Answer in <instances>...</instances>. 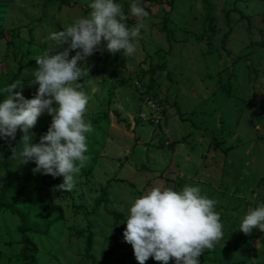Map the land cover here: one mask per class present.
<instances>
[{
  "label": "rangeland",
  "instance_id": "rangeland-1",
  "mask_svg": "<svg viewBox=\"0 0 264 264\" xmlns=\"http://www.w3.org/2000/svg\"><path fill=\"white\" fill-rule=\"evenodd\" d=\"M18 192L0 264H264V0H0Z\"/></svg>",
  "mask_w": 264,
  "mask_h": 264
},
{
  "label": "trees",
  "instance_id": "trees-1",
  "mask_svg": "<svg viewBox=\"0 0 264 264\" xmlns=\"http://www.w3.org/2000/svg\"><path fill=\"white\" fill-rule=\"evenodd\" d=\"M121 21H122V19L117 18L115 20V22H114V26L115 27H118L120 25ZM19 74H20V70L17 69L16 73L11 76L10 80L8 81L7 90H6L5 94H7L9 92L10 87L12 86L13 82L16 79H18V77H20ZM136 81H137V83H136L137 89H139L141 85H140V83H139L138 80H136ZM151 83L152 82L150 81V82H148L145 85L146 88H147V90H146L147 93L150 92L149 90L152 88V84ZM151 100L154 101L153 98H151V97H149V96L146 95V97L144 99V102L147 105V101H151ZM162 115H163V112L160 113V116H162ZM59 121H60V119L58 120V122ZM30 162H32L33 165H36L35 161H33L32 159H30ZM103 193H104V191H103ZM6 198H7V195H2V196L0 195V209L4 207V208H7V209L13 211L12 206L14 204H17V203H19L21 201L22 195H21V193L18 192V194L15 197H13V199H12L11 202H9L8 200H6ZM60 214H61V212H60ZM161 216H162V212L161 211H158L157 213L151 214L149 217H151V218L154 219L155 217H161ZM29 230H30L29 227L26 225V222L23 219L22 224H21V227H20V234H21L20 235V238H21L20 239V242L23 245L22 248H21V250H20V255L24 259L25 264H36V256H37L38 250H37V247L33 243H31V241L26 236V233ZM91 238H92V235H91L90 232H88V235L86 236V241H85V243L87 245L85 256L88 259L91 260L92 264H101L100 262H97L96 261L95 257L92 254H90V249H91V246H92Z\"/></svg>",
  "mask_w": 264,
  "mask_h": 264
},
{
  "label": "built area",
  "instance_id": "built-area-1",
  "mask_svg": "<svg viewBox=\"0 0 264 264\" xmlns=\"http://www.w3.org/2000/svg\"><path fill=\"white\" fill-rule=\"evenodd\" d=\"M147 105L149 106V107H151L152 109V111L154 112L155 110H156V112H158L159 113V111H158V108L156 107V104L154 103V101L153 100H151V101H147ZM159 114H157V116H156V119L157 120H159V116H158ZM155 118V117H154ZM155 119V120H156ZM157 122V121H156Z\"/></svg>",
  "mask_w": 264,
  "mask_h": 264
},
{
  "label": "clouds",
  "instance_id": "clouds-1",
  "mask_svg": "<svg viewBox=\"0 0 264 264\" xmlns=\"http://www.w3.org/2000/svg\"><path fill=\"white\" fill-rule=\"evenodd\" d=\"M161 117V116H160Z\"/></svg>",
  "mask_w": 264,
  "mask_h": 264
}]
</instances>
